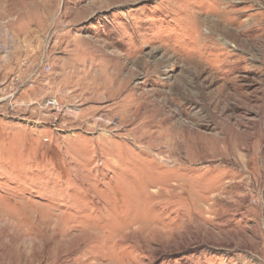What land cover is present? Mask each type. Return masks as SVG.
Here are the masks:
<instances>
[{"label": "rangeland", "instance_id": "rangeland-1", "mask_svg": "<svg viewBox=\"0 0 264 264\" xmlns=\"http://www.w3.org/2000/svg\"><path fill=\"white\" fill-rule=\"evenodd\" d=\"M0 264H264V0H0Z\"/></svg>", "mask_w": 264, "mask_h": 264}, {"label": "built area", "instance_id": "built-area-1", "mask_svg": "<svg viewBox=\"0 0 264 264\" xmlns=\"http://www.w3.org/2000/svg\"><path fill=\"white\" fill-rule=\"evenodd\" d=\"M48 106L57 107V103L55 101H49Z\"/></svg>", "mask_w": 264, "mask_h": 264}]
</instances>
